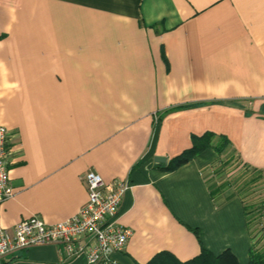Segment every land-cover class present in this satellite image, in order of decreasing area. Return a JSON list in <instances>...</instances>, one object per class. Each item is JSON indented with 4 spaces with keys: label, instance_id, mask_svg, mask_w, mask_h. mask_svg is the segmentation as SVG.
Returning <instances> with one entry per match:
<instances>
[{
    "label": "crops",
    "instance_id": "crops-1",
    "mask_svg": "<svg viewBox=\"0 0 264 264\" xmlns=\"http://www.w3.org/2000/svg\"><path fill=\"white\" fill-rule=\"evenodd\" d=\"M0 126L9 232L77 214L93 171L130 185L118 223L132 235L113 264L203 249L248 264L245 207L264 226V0H0ZM205 134L211 147L167 170ZM59 249L4 264H88Z\"/></svg>",
    "mask_w": 264,
    "mask_h": 264
},
{
    "label": "built area",
    "instance_id": "built-area-1",
    "mask_svg": "<svg viewBox=\"0 0 264 264\" xmlns=\"http://www.w3.org/2000/svg\"><path fill=\"white\" fill-rule=\"evenodd\" d=\"M9 131L0 126V264L7 256L40 246H59L66 260L81 255L88 264H113V256L124 252L132 231L118 223L120 207L130 185L127 181L105 183L93 171L82 180L87 201L74 216L55 224L39 216L20 222L11 232L1 224L3 204L12 198L9 181Z\"/></svg>",
    "mask_w": 264,
    "mask_h": 264
},
{
    "label": "trees",
    "instance_id": "trees-1",
    "mask_svg": "<svg viewBox=\"0 0 264 264\" xmlns=\"http://www.w3.org/2000/svg\"><path fill=\"white\" fill-rule=\"evenodd\" d=\"M213 137L209 134H205L199 139L193 140V147L184 152L183 154L177 156L173 159V165L168 167L167 170H173L179 166L189 162L193 157L198 155L202 150L211 147ZM225 146V141H218L215 149L218 152L222 151ZM261 209L258 211L254 208L245 207V217L246 225L251 234V239L253 240V246L249 251V263L248 264H264V250L259 251L256 249L255 245L258 244L259 239L264 237V226L259 228ZM259 219V220H258ZM259 236L258 241L255 238ZM148 264H239L236 257L229 251L226 250L219 255H213L211 252L203 249L201 254L188 262L181 263L176 261L170 254L164 252L157 255L151 262Z\"/></svg>",
    "mask_w": 264,
    "mask_h": 264
},
{
    "label": "rangeland",
    "instance_id": "rangeland-1",
    "mask_svg": "<svg viewBox=\"0 0 264 264\" xmlns=\"http://www.w3.org/2000/svg\"><path fill=\"white\" fill-rule=\"evenodd\" d=\"M258 180V176L256 174H250V176H248L246 179H245V182L246 183H253L255 182V180ZM249 190H251V188H249ZM251 194L252 192L254 191H249Z\"/></svg>",
    "mask_w": 264,
    "mask_h": 264
},
{
    "label": "water",
    "instance_id": "water-1",
    "mask_svg": "<svg viewBox=\"0 0 264 264\" xmlns=\"http://www.w3.org/2000/svg\"><path fill=\"white\" fill-rule=\"evenodd\" d=\"M156 162H160V163H166V159L165 158H155Z\"/></svg>",
    "mask_w": 264,
    "mask_h": 264
}]
</instances>
